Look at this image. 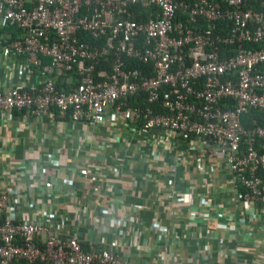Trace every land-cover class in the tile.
<instances>
[{
    "label": "built area",
    "instance_id": "built-area-1",
    "mask_svg": "<svg viewBox=\"0 0 264 264\" xmlns=\"http://www.w3.org/2000/svg\"><path fill=\"white\" fill-rule=\"evenodd\" d=\"M246 1L0 0V31L21 32L12 41L0 38V63L6 62L0 69V128L22 119L11 149L0 148V264H149L123 261L104 237L101 247L89 249L80 238L82 224L94 216L88 199L101 191L114 202L120 192L107 180L103 189L86 191L88 180H102L108 170L89 166L90 151L95 142L107 149L121 135L150 149L147 163L154 165L148 166H156L166 182L158 218L150 224L156 241L166 236L158 222L176 199L198 200L186 208L188 230L206 228L210 235L209 221L223 206L189 182L195 172L204 173L208 161L220 165L219 179L228 183L217 193L232 187L236 194L230 223L246 229L260 223L264 253V181L258 175L264 152L256 148L264 141V126L254 121L246 131L241 123L250 110H264V1L261 11L244 9ZM135 6L149 8L148 20L131 19ZM219 23L230 24L229 32L216 33ZM130 60L143 69L131 67ZM73 73L74 87L59 89L57 82L68 83L66 76ZM45 125L53 131H42ZM96 127L108 130L109 137L95 139ZM36 134L40 147L29 149ZM21 142L24 156L18 157ZM67 150L70 164L63 175ZM148 180L155 185L154 178ZM178 183H186V190ZM61 202L79 209L74 214ZM110 206L129 215L123 222L111 216L128 231L131 206L121 198L117 208ZM240 207L245 214L238 219ZM166 233L169 237L172 229ZM250 233L244 236L252 239Z\"/></svg>",
    "mask_w": 264,
    "mask_h": 264
},
{
    "label": "crops",
    "instance_id": "crops-1",
    "mask_svg": "<svg viewBox=\"0 0 264 264\" xmlns=\"http://www.w3.org/2000/svg\"><path fill=\"white\" fill-rule=\"evenodd\" d=\"M1 32L0 38L2 36ZM5 66L6 62L0 63V69L5 70ZM2 74L1 70L0 76ZM21 121L22 119L13 120L7 127L0 128V148L11 149L10 139L15 135V129L21 124ZM61 126L62 124H60ZM79 128L81 127L79 126ZM41 130L47 131L46 133L53 131L47 125ZM104 134L109 137V131L99 127H96L93 133L98 141L103 138ZM21 136L23 142L29 140L28 130L25 126ZM37 136L38 134L32 137L33 140L31 141L33 142H29V149L40 147L36 142L39 139ZM23 142L15 148L18 157L24 156ZM97 144L95 142L90 151L88 164L90 167L105 166L108 170L101 175L102 180L100 177L97 182L88 180L86 191H98L101 185L103 189L105 184H103V180H107L111 182L110 184L117 185L120 192L117 195L118 200L116 199L114 202L107 195L102 198L101 191L94 193L96 196L93 194V199H88V201L91 200L89 209L94 216L92 219L85 220L81 226L80 238L85 248L99 246L100 238L104 237L107 239L106 247L113 249L127 263L138 260L149 264H235L237 260L247 259L252 261V264H264V253L259 246L261 239L257 235V231L261 227L259 226L260 223L257 226L250 227V229L238 228L230 223L228 216L233 212V204L231 203L236 199V194L232 187H229L228 192L224 195L221 191L217 193V188L228 185L223 179H219L224 171L220 169L221 167L217 165V162L214 164L218 168H215L212 167L211 162L206 161L204 173L195 172L193 177L189 179V182L197 188V192L205 194L214 204L219 203L218 205L223 206L220 216H215L209 221L210 235L206 234V228L191 232L188 230L186 208L188 205L198 204V200H188L189 198H187L186 203H178L176 199L170 202V211L167 217L161 222L155 221L159 225L163 224V232L166 235L161 236L159 241H156L157 233L151 231L150 224L158 218L155 211H157L156 209L163 200L161 194L166 192L167 188L165 187L164 178L155 171L157 167L154 166L155 169H153L148 166L154 165L153 163H147L150 162V149L145 147L143 143L141 145L139 143H129L123 135L119 139L112 140L107 145L109 146L107 149H101ZM62 159L63 175H65L66 167L70 164V152L68 150L64 151ZM47 174L52 176L54 171L49 170ZM149 177L156 180L154 186L150 185ZM75 179L80 186L82 182L80 178L76 175ZM186 187V183H183L182 187L179 183L177 184L178 189L186 190ZM181 193L184 194L186 191ZM87 195L85 194V197ZM21 196L26 198L27 191L21 189ZM120 198L125 205L132 208L129 212L132 224L128 226V231L119 229L121 227L119 221H125L129 215L124 210L118 212L110 210V205H114L116 208L119 206ZM61 203L60 207H66L70 211L74 210V214L79 209ZM242 207L237 210L236 217L238 219L245 214ZM111 216L117 217L118 224L112 221ZM169 229H172V234L168 237L166 232ZM245 229L251 231L252 239L244 236ZM64 230L70 232L71 227H66ZM174 237H178L179 242H175ZM198 252L201 257L196 255Z\"/></svg>",
    "mask_w": 264,
    "mask_h": 264
},
{
    "label": "trees",
    "instance_id": "trees-1",
    "mask_svg": "<svg viewBox=\"0 0 264 264\" xmlns=\"http://www.w3.org/2000/svg\"><path fill=\"white\" fill-rule=\"evenodd\" d=\"M264 0H247L246 4L244 6V9H253L256 11H261L263 9L262 7V3ZM132 14L130 15L131 19L137 22H142V21H146L148 20V11L149 8H147L146 6H135L134 9L132 10ZM142 13V14H141ZM203 27L206 28V24H203ZM208 27V26H207ZM230 30V24L228 23H219L216 29V33H228ZM3 34V36H9L10 39L9 41L14 40L15 38H18L20 36V31L16 28V27H10L7 28L5 30H3L1 32ZM5 38V37H4ZM92 42H94L92 39L90 40ZM263 46H264V42H263ZM253 48H259V46H252ZM229 54H232V49H229ZM130 66L133 68H138V69H143V66L138 63L137 61H132L130 60ZM109 66V62H105L103 63V67L108 68ZM152 74V73H149ZM67 81L68 83H62L61 80H59L60 82H57V87L59 89L64 88L65 91H68L69 89H71L72 87H74V85L76 84V78L77 75H75V73L73 74H68L67 76ZM160 112V111H159ZM256 122L258 125L260 126H264V110H250L249 112L245 113L242 118H241V123L244 127V129L246 131L250 130L252 128V123ZM244 143L242 145V147L244 148ZM256 148L258 151L260 152H264V142H258L256 144ZM258 175L262 178V180L264 181V170H261Z\"/></svg>",
    "mask_w": 264,
    "mask_h": 264
}]
</instances>
